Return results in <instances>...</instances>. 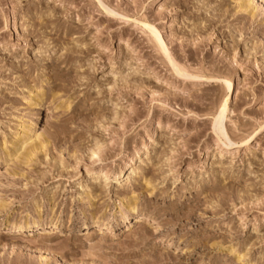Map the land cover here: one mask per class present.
<instances>
[{"label": "rangeland", "instance_id": "rangeland-1", "mask_svg": "<svg viewBox=\"0 0 264 264\" xmlns=\"http://www.w3.org/2000/svg\"><path fill=\"white\" fill-rule=\"evenodd\" d=\"M243 1L0 0V264H264V6Z\"/></svg>", "mask_w": 264, "mask_h": 264}, {"label": "bare ground", "instance_id": "bare-ground-1", "mask_svg": "<svg viewBox=\"0 0 264 264\" xmlns=\"http://www.w3.org/2000/svg\"><path fill=\"white\" fill-rule=\"evenodd\" d=\"M245 1V0H244ZM243 1V2H244ZM253 1L254 0H246V3H241L240 4V8L244 11H246V10H249V9H251V6L253 5L252 3H253ZM258 2H260L261 4H263V6H264V0H257ZM254 10V9H253ZM12 20H13V31H15V32H17L18 31V28H17V26H16V24H15V22H14V20H15V15H14V13L12 12ZM148 26V25H147ZM150 28V27H149ZM155 29V28H154ZM154 29H153V31H154ZM152 33H154V32H152ZM173 63V62H172ZM176 66V65H175ZM176 71L178 72V73H182V74H184L185 73V69H176ZM181 74V75H182ZM185 75V74H184ZM226 88H227V92L228 93H230L231 95L233 94V92H234V88H233V86H232V82L231 81H227L226 82ZM40 94V93H39ZM35 100V99H34ZM228 102H229V100L226 98V100H224L223 102H222V104H221V109H224V108H226L227 106H228ZM25 127V126H24ZM25 134H26V132H25ZM251 138V137H250ZM249 138V139H250ZM226 141V140H225ZM246 143H247V141H245ZM91 149V148H90ZM99 149V145H97V144H95L94 145V147L91 149V150H89L90 151V156H94L95 154H96V151ZM15 154V153H14ZM18 157V156H17ZM136 163V162H135ZM137 166H135L134 168L133 167H131L127 172H128V175H127V178H135L136 177V175H137V173H138V171L140 170V168L142 167V163L140 162V161H137V164H136ZM97 171V170H96ZM109 171H107V170H104V169H99V172H98V176L99 177H106V176H108L109 175ZM104 181H106V180H104ZM105 185H107V184H105ZM132 202V201H131ZM132 204H135V203H132ZM131 205V204H130ZM133 206V205H132ZM131 210H134V208H132ZM110 220L108 219V218H106V219H103V220H101L100 221V223H102V227H108L109 225H110ZM38 224H39V220H37V221H33V222H24V223H14L13 225H12V230L15 232V231H18V230H30V229H33V228H35V227H38ZM60 224V223H59ZM59 224H57V222H55V224L53 225V227H51L50 228V230L51 229H54V228H56ZM111 226V225H110ZM100 227V226H99ZM240 256V255H239ZM240 257H242V255L240 256Z\"/></svg>", "mask_w": 264, "mask_h": 264}, {"label": "snow or ice", "instance_id": "snow-or-ice-1", "mask_svg": "<svg viewBox=\"0 0 264 264\" xmlns=\"http://www.w3.org/2000/svg\"><path fill=\"white\" fill-rule=\"evenodd\" d=\"M222 111H223V109H222Z\"/></svg>", "mask_w": 264, "mask_h": 264}]
</instances>
